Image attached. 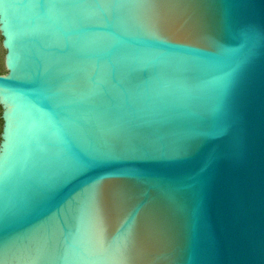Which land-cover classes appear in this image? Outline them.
I'll list each match as a JSON object with an SVG mask.
<instances>
[{
    "label": "water",
    "instance_id": "obj_1",
    "mask_svg": "<svg viewBox=\"0 0 264 264\" xmlns=\"http://www.w3.org/2000/svg\"><path fill=\"white\" fill-rule=\"evenodd\" d=\"M0 264H264V0H0Z\"/></svg>",
    "mask_w": 264,
    "mask_h": 264
},
{
    "label": "rangeland",
    "instance_id": "obj_2",
    "mask_svg": "<svg viewBox=\"0 0 264 264\" xmlns=\"http://www.w3.org/2000/svg\"><path fill=\"white\" fill-rule=\"evenodd\" d=\"M1 42H2V38L0 36V73L3 72L5 74L6 73V69H5V66H4V55H5V52H4L3 48H2ZM0 113H1V109H0ZM1 126H2V122H0V132H1Z\"/></svg>",
    "mask_w": 264,
    "mask_h": 264
},
{
    "label": "trees",
    "instance_id": "obj_3",
    "mask_svg": "<svg viewBox=\"0 0 264 264\" xmlns=\"http://www.w3.org/2000/svg\"><path fill=\"white\" fill-rule=\"evenodd\" d=\"M0 74H4L3 72H1ZM0 122H1V120H0Z\"/></svg>",
    "mask_w": 264,
    "mask_h": 264
}]
</instances>
